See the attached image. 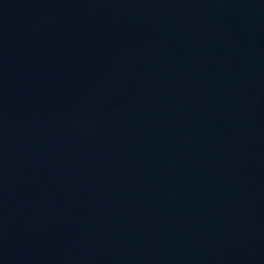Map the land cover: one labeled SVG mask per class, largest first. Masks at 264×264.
<instances>
[{"label": "water", "instance_id": "water-1", "mask_svg": "<svg viewBox=\"0 0 264 264\" xmlns=\"http://www.w3.org/2000/svg\"><path fill=\"white\" fill-rule=\"evenodd\" d=\"M0 264H264V0H0Z\"/></svg>", "mask_w": 264, "mask_h": 264}]
</instances>
